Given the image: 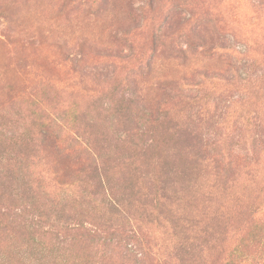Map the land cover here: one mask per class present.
I'll return each mask as SVG.
<instances>
[{
	"label": "rangeland",
	"instance_id": "374dc122",
	"mask_svg": "<svg viewBox=\"0 0 264 264\" xmlns=\"http://www.w3.org/2000/svg\"><path fill=\"white\" fill-rule=\"evenodd\" d=\"M0 264H264V0H0Z\"/></svg>",
	"mask_w": 264,
	"mask_h": 264
},
{
	"label": "trees",
	"instance_id": "16d2710c",
	"mask_svg": "<svg viewBox=\"0 0 264 264\" xmlns=\"http://www.w3.org/2000/svg\"><path fill=\"white\" fill-rule=\"evenodd\" d=\"M196 37L200 41L204 39L203 36H201L200 34H196ZM83 48L84 49L86 48L85 45H83ZM201 75L204 76L205 74L202 73ZM218 76L223 77L224 75L219 74ZM173 85H175V83H171L170 84V86H173ZM44 135L46 137L49 136L47 134H43V136ZM128 141L129 142H133L131 140L130 136L128 137ZM132 144L136 145V143H134V142ZM42 147H44V146H42ZM49 148H51L53 150V152H56L58 156L65 155L64 152L61 151V148L58 146V142L56 140L51 141V143L49 145ZM140 148H142V147H140ZM138 151L142 152L143 149H139ZM130 161L132 162V164L136 165V169H141V168L145 167V162L142 160V157H140V156H138L135 159H130ZM213 162H214V168L217 170L216 173H221L222 172L224 174H227L226 171H230L229 170V164L226 165V164L220 163L218 161L217 162L213 161ZM127 164L128 163H123V168H125L126 166L128 167ZM104 172H105V167H104ZM108 173L109 172H105L104 173L107 180L110 179V178H108ZM103 180H102L101 185L102 184L104 185L105 182H108V185H110L109 181H107V180L103 181ZM131 186L132 187L130 188L129 192H133V195H135V197L137 198L138 201L137 202L132 201V198L130 196L126 197L125 194L123 193V196L121 198H117L116 199L117 200L116 204L119 205V206H122V207L128 206L130 208L131 207H138V205H139L146 212L147 211L146 206L148 204L147 203H145V204L142 203V201L145 198V196H147V194L145 193V189H144V191H142L141 188H138V190H136L134 184L131 185ZM109 187H111V186H109ZM136 187H137V184H136ZM165 196L169 200L171 199V197L169 195H165ZM177 200L178 199L174 200V197L171 199V201H170L171 208L168 210L169 213H171L170 215H172V218H173V220L171 221L173 227L174 228H180V229L183 228L184 229V233L196 231V232L200 233L199 235H201V236H204V235L206 236V233H210L211 228H209V225H208L206 220H188V221L186 220L185 221L186 223H184V222L178 223V220H180V218L178 217V219H177V215L175 214V207H176L175 204H176ZM172 203H174V204H172ZM116 208L120 210L119 207H116ZM116 211L118 213V210H116ZM222 216L226 217V218H228L230 220L228 215H222ZM56 222H57V227L59 228V230H62L63 232H67V233H71V234L73 233L72 236L74 238H78L79 241L83 240V241H85V243L88 242L89 240H91L92 238H94V239L107 238L108 235H104V237H103V233L102 232H105V233L112 232L111 235H119V234H121L119 232L118 228H116L114 230L106 231L100 224H97L96 230L93 231L92 229H90V228L85 226L86 224H85L84 221H82L80 224H77L76 226H71V225H69L70 224L69 222H62V220H60V219H57ZM211 222H213V221L211 220ZM213 224H214V222H213ZM34 228H35L34 224L29 228V229H31V232H30L31 236L32 235L38 236V234H42V235H45V237H46L48 235V233L46 231L45 232H41L40 230H38V232H37V230H35ZM45 240L48 241L47 238ZM197 240H201V238H198L195 241H197ZM195 241H192V243H191L192 247H195V246H193V245L196 244V243H194ZM204 241L205 240L202 238V242L203 243H204Z\"/></svg>",
	"mask_w": 264,
	"mask_h": 264
}]
</instances>
